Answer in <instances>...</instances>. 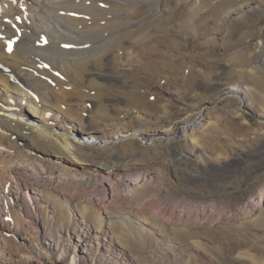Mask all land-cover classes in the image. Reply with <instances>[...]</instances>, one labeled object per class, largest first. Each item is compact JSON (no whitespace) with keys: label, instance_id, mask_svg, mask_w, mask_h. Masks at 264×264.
<instances>
[{"label":"bare ground","instance_id":"bare-ground-1","mask_svg":"<svg viewBox=\"0 0 264 264\" xmlns=\"http://www.w3.org/2000/svg\"><path fill=\"white\" fill-rule=\"evenodd\" d=\"M91 1L0 0V264H178L179 255L180 264H231L234 251L250 259L244 247L219 255L210 235L264 212V185L232 196L225 181L264 160L263 7L238 1L217 24L201 16L189 36L198 52L237 36L215 63L194 65L209 77L174 117L158 96L191 95L174 86L179 78L172 87L160 50L138 39L173 36L193 20L190 9L207 14L216 0H114L105 11L86 8ZM252 169L262 183L264 162Z\"/></svg>","mask_w":264,"mask_h":264},{"label":"rangeland","instance_id":"rangeland-1","mask_svg":"<svg viewBox=\"0 0 264 264\" xmlns=\"http://www.w3.org/2000/svg\"><path fill=\"white\" fill-rule=\"evenodd\" d=\"M97 1L98 0H94V2L93 1H91V4H89L88 5V3H90V2H88L86 5H85V7L86 8H94V9H96V7L95 6H97L98 8H99V6H101V8L100 9H102V10H109V9H111V8H115V5H114V3H113V1L114 0H104V2H98L97 3ZM201 1V3L202 4H204V5H207V3H206V1L205 0H200ZM228 0H221V1H214V4L213 3H211L210 4V6H209V8H207L205 11H207L208 9H210V8H212V9H210L209 11H208V13L207 14H204L205 12L204 11H201V10H204L203 8H199V10H196V11H191V9H190V13H191V15H192V18L191 19H193L192 21L189 19V22H188V25H186V26H183L182 27V29H180L179 31H177V32H179V33H177V34H173V36H168V37H165V36H163L164 37V39L163 38H156L154 41L153 40H151V36H146V35H142L139 39H138V43H139V45H142V44H144V43H147V42H151V43H153V45H154V47H157L158 48V50H160V51H158L159 52V56L164 60V66H166V69H168L166 72H168V74H166V77H168L169 79V81L172 83V81L171 80H176L175 82L176 83H178L177 82V78H179V80H180V82L178 83V84H175L174 85V82L171 84L172 85V87H173V85L175 86V87H177V88H181L182 90H187V91H189L188 93L191 95V97H189V99H186L183 103H180L179 101H177L176 99L174 100L173 98H167V94L166 93H163V94H161L160 96H158V99H157V101H158V106H159V104H160V106L161 107H165V109H166V107L168 108V106H169V108L167 109L169 112L170 111H172V113H173V116L175 117V116H177L178 115V110H182L183 111V109L184 110H186V111H189V110H191L190 108H192L193 107V102L195 101V98H199L200 99V96L197 94V86H198V83H199V79L201 80V79H203V78H205V79H207L208 77H209V75L207 74V73H205V72H201V73H195V72H193V69H194V65H197V64H200L201 66L203 65V64H207V63H209L208 61H210V63H215L216 62V60H218V58L219 57H221V55H222V50H224L225 49V46L227 45V44H230V42H232L233 43V41L235 40V38H236V36H237V33L235 34V36L234 35H232V36H230L229 35V38L227 39V41L225 42V43H222V42H220L221 44H220V48H215L214 50H212L211 48H209V49H207V50H204L203 51V53L204 52H206V53H201V52H198L197 51V49H198V45L196 44V45H194V41H192L190 38H189V36H191V35H193V34H195L196 33V31L197 32H199L200 30H202L200 27H199V25L201 24V22H198V21H200L201 20V16H202V18H204L205 16H207L208 18H211V19H213V21L217 24L218 23V19H219V17L221 16V15H223L227 10L226 9H228V8H235V6H233V5H236L235 3H237L238 1H241V0H230V1H228ZM234 1V2H233ZM243 1V0H242ZM245 1H247V0H245ZM253 1V0H252ZM261 1V2H260ZM92 2H93V4H92ZM216 2H217V4H216ZM218 2H223V6L222 5H219V3ZM229 4V5H227V3ZM255 4H256V6H257V8H261L260 6H262L263 7V9H264V0H254L253 1ZM102 3H104V4H102ZM113 3V4H112ZM234 3V4H233ZM262 3V4H261ZM96 4V5H95ZM95 5V6H94ZM106 6V7H104V8H102V6ZM110 5V6H109ZM114 5V6H113ZM213 5V6H212ZM217 5H219L218 7H219V10H217V11H215V10H213ZM227 5V6H226ZM259 5V6H258ZM113 6V7H112ZM128 6H129V4H128ZM133 5L130 3V6L129 7H132ZM215 6V7H214ZM222 6V7H221ZM233 6V7H232ZM228 7V8H227ZM226 8V9H225ZM262 9V8H261ZM186 10H188L187 8H186ZM90 11H93V10H90ZM221 11H223V12H221ZM94 12V11H93ZM97 12H99V11H97ZM212 12V13H211ZM173 14H174V9H173V12H172ZM186 13L188 14V11H186L185 12V14L184 15H181L182 14V12H180V17H181V21H182V18H184V19H186V17H185V15H186ZM189 13V14H190ZM193 13V14H192ZM198 13V14H197ZM201 13V14H200ZM213 14V15H212ZM196 15V16H195ZM197 15H199V16H197ZM205 15V16H204ZM215 15V16H214ZM213 16V17H212ZM174 17V16H173ZM215 17V18H214ZM206 18V17H205ZM196 19H197V21H196ZM200 19V20H199ZM91 23V22H90ZM145 23H147L146 25H148L149 24V22L148 21H145L144 23H143V25H142V27H141V29L143 30V31H145L146 30V26H145ZM193 23H195L194 25H193ZM141 26V25H140ZM144 26V27H143ZM191 26H192V28H191ZM197 26V27H196ZM195 27V28H194ZM200 28V29H199ZM245 28H247V27H245ZM192 29H195V30H192ZM235 31H237L238 32V35H239V30L238 29H235L234 30V32ZM172 33H174V32H172ZM180 33H182V34H180ZM186 33V34H185ZM180 34V35H179ZM185 34V35H184ZM175 35H177V37L175 36ZM184 35V36H183ZM111 38V35H108V36H106V38H105V42H106V40L108 41V40H111L110 38ZM231 37V38H230ZM167 38L169 39V38H172L173 40H167ZM162 39V40H161ZM179 39H181L180 40V42H179ZM184 39V40H183ZM186 39H188V41L186 40ZM231 39V40H230ZM234 39V40H233ZM143 41V42H142ZM164 41H166L165 43H164ZM169 42V44H168V42ZM173 41H175L174 43H173ZM257 40L256 39H253V42H256ZM193 42V43H192ZM180 43V44H179ZM165 45V46H164ZM171 45V46H170ZM184 45V46H183ZM186 45H188V46H186ZM217 45H218V43H217ZM170 46V47H169ZM179 46V47H178ZM195 47V48H194ZM224 47V48H223ZM166 48V49H165ZM175 48H177V49H175ZM181 48V49H180ZM164 49V50H163ZM192 49H195V50H192ZM220 49H221V51H220ZM162 50V51H161ZM168 50V51H167ZM210 52H209V51ZM215 50H217V51H215ZM183 53H182V52ZM213 51V52H212ZM212 52V53H211ZM215 52V53H214ZM218 52V53H217ZM221 52V53H220ZM163 53H164V55H163ZM210 55H209V54ZM214 53V54H213ZM217 53V54H216ZM191 55V56H189V55ZM216 54V56L214 57V55ZM221 54V55H220ZM220 55V56H219ZM89 56V55H88ZM164 56V57H163ZM177 56V57H176ZM187 56V57H186ZM193 56V57H192ZM207 56H209V57H207ZM166 57H167V59H166ZM171 57V58H170ZM185 57V58H184ZM196 57V58H195ZM211 57V58H210ZM88 58H90V59H92V57H88ZM189 58V59H188ZM201 60V62H200V60ZM217 58V59H216ZM214 59V60H213ZM167 60V61H166ZM175 62H174V61ZM204 60V61H203ZM178 61V62H177ZM205 61H207V62H205ZM215 61V62H214ZM169 62H171V65H169L170 63ZM169 63V64H168ZM174 63V64H173ZM179 63V64H178ZM222 63V62H221ZM173 64V65H172ZM169 65V66H168ZM176 65H177V67H176ZM178 65H181V67H182V70H181V68L180 69H177L178 70V72H177V70H175L176 68H179V66ZM176 67V68H173V67ZM171 68L174 70H171ZM217 68V67H216ZM169 69L171 70V72L169 71ZM203 69H207L206 68V66H203ZM180 71L182 72V73H180ZM191 72H193V75H191L190 73ZM195 73V74H194ZM180 74V76H178V75ZM183 75V76H182ZM196 75V76H195ZM203 75L204 76H206V77H203ZM170 76H172V77H170ZM174 76V77H173ZM182 76V77H181ZM185 76V78H183ZM208 76V77H207ZM232 77L234 76V74H232L231 75ZM200 77H203V78H200ZM182 78V79H181ZM188 80H187V79ZM190 79V80H189ZM182 80H184V82L182 81ZM187 82H189V83H187ZM181 82H183V84L181 83ZM258 82V81H257ZM186 84L187 85H189V86H191V87H189V86H186ZM192 84V85H191ZM255 84H256V82H255ZM177 85H179V87L177 86ZM184 86V87H183ZM184 88H186V89H184ZM188 88V89H187ZM191 88H193V89H191ZM191 89V90H190ZM193 90H195V91H193ZM193 91V92H192ZM191 92V93H190ZM203 92V94H204V96H206V94H207V90L206 91H202ZM193 100H192V99ZM172 99V100H171ZM161 101H163V102H161ZM189 101V102H188ZM191 101H193V102H191ZM179 102V103H178ZM162 103V104H161ZM189 103H191V104H189ZM182 104V105H181ZM217 104L218 105H221V103L220 102H217ZM167 105V106H166ZM181 105V106H180ZM180 106V107H179ZM172 109V110H171ZM175 110V111H174ZM243 114H244V117H245V121H246V123L248 124V126L250 127V128H254L255 126H256V120H255V118L252 116V113H250V112H247V111H243ZM221 121H222V123H221ZM218 122V125L220 124V126L221 127H223V129H230L231 130V127H230V124L225 120V119H221V120H218L217 121ZM220 122V123H219ZM255 125V126H254ZM243 129V130H242ZM246 128H235L234 130H236L235 132H234V130H233V134H235V135H238V136H243L244 135V133H246V130H245ZM227 130V131H228ZM242 133V135H241V133L240 134H238V132L239 131ZM237 133V134H236ZM82 140H84V141H88V140H86V139H81L80 141L81 142H83ZM243 150V151H242ZM245 150H246V148L244 149V148H242V149H238L237 151H241V152H244V154H246V152H245ZM249 159L250 158H247V159H245V160H247V161H249ZM247 161H243L244 163H246ZM262 162H264V160H261V159H257V158H255V159H252V161H250V162H248L247 164H251V166L253 165L254 166V164L255 165H257L258 163H262ZM254 163V164H253ZM239 164H242V162H239ZM245 165V164H244ZM253 166L251 167V168H246V169H243V167L242 168H236L235 169V172H234V174L232 175V177L230 176L229 177V180H227L226 178H225V181H229V182H231V186L232 187H234V188H232V196H238L237 194H239L240 192H242L243 190H241V188L242 189H245L247 192H246V194L248 193V195L249 196H251L252 194L250 193L252 190H253V192H254V189H255V187H256V189H259V187H262V185H264V181L261 183L260 182V179H261V177H257L258 176V172H255V171H253ZM251 169V170H250ZM263 177V176H262ZM232 178V179H231ZM258 178V179H257ZM245 179V180H244ZM259 180V181H258ZM228 182V183H229ZM244 182H246V184L244 185ZM247 182H249V183H247ZM251 183V184H250ZM250 185L251 186H253L254 188H252L251 189V187H250ZM248 186V187H247ZM246 187V188H245ZM236 190V191H235ZM239 191V192H238ZM249 191V192H248ZM247 195V196H248ZM153 207H156L155 205L153 206ZM157 208V207H156ZM162 217H164L165 219H167L168 218V216H166V215H162ZM264 212L262 213H260L259 214V216H253V217H245V218H243V220L242 219H240V220H238L237 222H236V225H235V227L232 229V230H229V231H225L224 229H218L216 232H217V234L216 235H213V234H211L210 235V237L211 238H214L216 241V247L218 248H216L215 250L217 251V250H220V251H217V253L219 254V252H220V254H221V251L222 252H224V250H222V249H225L227 246L228 247H232L233 246V248H234V250H235V248H236V250L237 249H241V248H245V249H248L249 251H251L250 253L253 255V256H251L250 255V259H248V260H241L240 258H237V259H235L234 260V256H236L237 257V252L235 253V251H234V253H232V255L233 256H231V255H228V254H226V256H227V259L228 260H230L233 264H244V261H245V264L247 263V264H264ZM247 218H249L250 219V221H249V219H247ZM252 218V219H251ZM8 219V221H6V222H11V218H5V220H7ZM246 221V222H245ZM243 222H244V224H243ZM242 223V224H241ZM247 223V224H246ZM254 225H253V224ZM247 225V226H246ZM118 227H120L119 225H117ZM250 226V227H249ZM244 228V229H243ZM252 228V229H251ZM259 228V229H258ZM7 229H8V227L7 226H4L2 229H1V231L2 232H4L5 234L7 233ZM220 230V231H219ZM234 230V231H233ZM236 230V231H235ZM27 231H30V229L29 230H27ZM255 231V232H254ZM224 232V233H223ZM236 232V233H235ZM253 232V233H252ZM250 233V234H249ZM252 233V234H251ZM249 234V235H248ZM220 235V236H219ZM253 235V236H252ZM8 236H10V235H8ZM214 236V237H213ZM219 236V239L218 238H216V237H218ZM262 236V237H261ZM229 237H233V238H229ZM231 239V240H230ZM236 239V241L237 242H234V240ZM242 239V240H241ZM228 240V241H227ZM17 241V243L18 244H23L22 242H21V240L20 239H17L16 240ZM153 243H154V247H159L160 249L159 250H162L163 248H165V246L164 247H162V246H160L162 243L160 242V240H159V237L158 236H155V238L153 239ZM156 241V242H155ZM158 241V242H157ZM234 242V243H232L231 244V242ZM254 243H253V242ZM155 244H156V246H155ZM244 244V245H243ZM159 245V246H158ZM226 245V246H225ZM235 245V246H234ZM222 246H224V248L222 247ZM262 246V247H261ZM162 247V248H161ZM80 250H81V248H80ZM177 249H175V252L177 253L178 251H176ZM259 250V251H258ZM237 251H240V250H237ZM256 251V252H255ZM170 253L172 254V256H175V253H174V251H170ZM216 253V252H215ZM213 254V256H212V254H211V256L214 258H212L213 260H215V261H217L216 259H218L217 258V256H216V254ZM12 254V253H11ZM219 254V255H220ZM255 254V255H254ZM177 257H179L178 259H177V263L178 264H180V262L182 261V259H181V256L179 255V256H177ZM253 257V258H252ZM258 257V258H257ZM9 258V257H8ZM186 258V256L184 255V257H183V259H185ZM230 258V259H229ZM143 259V261H145V259L144 258H142ZM174 259H176V257L174 258ZM239 260H240V262H239ZM38 262L39 260H36L35 259V262ZM219 261V260H218ZM223 261H225V260H220L219 261V263L218 264H223L224 262ZM121 262V263H120ZM184 262V261H183ZM182 262V263H183ZM190 262H193V261H190ZM222 262V263H221ZM243 262V263H242ZM250 262V263H249ZM0 263H1V261H0ZM16 264V261L15 260H13V258H12V260L11 259H8V264ZM46 263H47V261H46ZM149 263H152V264H162V263H157V262H148L147 263V261H146V263L145 264H149ZM231 263V264H232ZM48 264V263H47ZM119 264H129L128 262H126V261H123V260H119Z\"/></svg>","mask_w":264,"mask_h":264}]
</instances>
